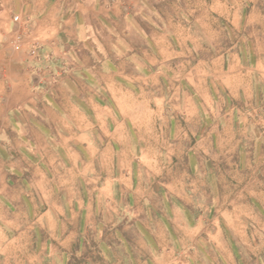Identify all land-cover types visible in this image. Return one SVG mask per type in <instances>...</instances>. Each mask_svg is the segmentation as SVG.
I'll return each mask as SVG.
<instances>
[{"label": "rangeland", "instance_id": "rangeland-1", "mask_svg": "<svg viewBox=\"0 0 264 264\" xmlns=\"http://www.w3.org/2000/svg\"><path fill=\"white\" fill-rule=\"evenodd\" d=\"M103 4L79 112L0 140V264H264V0Z\"/></svg>", "mask_w": 264, "mask_h": 264}, {"label": "crops", "instance_id": "crops-1", "mask_svg": "<svg viewBox=\"0 0 264 264\" xmlns=\"http://www.w3.org/2000/svg\"><path fill=\"white\" fill-rule=\"evenodd\" d=\"M112 8L98 7L97 0H0V140L23 141L25 130H39V124L24 120L29 115L63 122L65 99L70 113L79 112L70 100L71 83L95 86L94 67L108 66L95 55V20L107 19ZM102 72L108 75L107 68Z\"/></svg>", "mask_w": 264, "mask_h": 264}, {"label": "built area", "instance_id": "built-area-1", "mask_svg": "<svg viewBox=\"0 0 264 264\" xmlns=\"http://www.w3.org/2000/svg\"><path fill=\"white\" fill-rule=\"evenodd\" d=\"M15 20H17V18H15Z\"/></svg>", "mask_w": 264, "mask_h": 264}]
</instances>
